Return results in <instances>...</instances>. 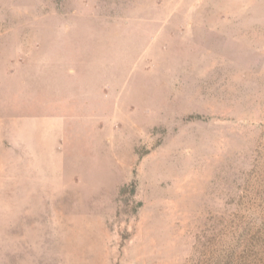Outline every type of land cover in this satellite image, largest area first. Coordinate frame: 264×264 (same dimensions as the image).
I'll list each match as a JSON object with an SVG mask.
<instances>
[{"label": "rangeland", "instance_id": "374dc122", "mask_svg": "<svg viewBox=\"0 0 264 264\" xmlns=\"http://www.w3.org/2000/svg\"><path fill=\"white\" fill-rule=\"evenodd\" d=\"M0 264H264V0H0Z\"/></svg>", "mask_w": 264, "mask_h": 264}, {"label": "crops", "instance_id": "0c3cea01", "mask_svg": "<svg viewBox=\"0 0 264 264\" xmlns=\"http://www.w3.org/2000/svg\"><path fill=\"white\" fill-rule=\"evenodd\" d=\"M59 130H53V128H51V131H50V137H48L45 142H43V145L41 147H44V149L50 153L54 159H55V162H54V165H51V169H55V172L53 171V175L55 176L56 180H60L61 178V160L59 158V152H58V145H59V142H60V139L59 138H53V132L56 134H58ZM38 146H40L39 143H36Z\"/></svg>", "mask_w": 264, "mask_h": 264}, {"label": "trees", "instance_id": "16d2710c", "mask_svg": "<svg viewBox=\"0 0 264 264\" xmlns=\"http://www.w3.org/2000/svg\"><path fill=\"white\" fill-rule=\"evenodd\" d=\"M207 118L202 116V115H190L186 118L187 121H195V120H206ZM129 194L132 198L134 197L135 194V182H131L129 184H123L118 191V195L121 198L125 194ZM125 205L130 204L132 205L130 213H136L137 208L140 206L139 203L135 204L133 199H129L126 201H123Z\"/></svg>", "mask_w": 264, "mask_h": 264}]
</instances>
